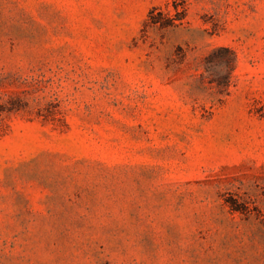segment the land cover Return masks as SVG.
<instances>
[{
	"label": "rangeland",
	"instance_id": "obj_1",
	"mask_svg": "<svg viewBox=\"0 0 264 264\" xmlns=\"http://www.w3.org/2000/svg\"><path fill=\"white\" fill-rule=\"evenodd\" d=\"M0 264H264V0H0Z\"/></svg>",
	"mask_w": 264,
	"mask_h": 264
},
{
	"label": "trees",
	"instance_id": "obj_2",
	"mask_svg": "<svg viewBox=\"0 0 264 264\" xmlns=\"http://www.w3.org/2000/svg\"><path fill=\"white\" fill-rule=\"evenodd\" d=\"M151 20H152L151 21L152 24H156L157 23V21L152 19V17H151ZM216 51L217 52L218 51L226 52V53L232 55V58L235 59L234 53L229 48H219ZM206 59H209V58H206ZM229 78H230V73L228 72L227 74L223 75L222 77H219V78L217 77V79L214 80V82L216 83V87H217V89L219 91H222L224 88L228 87Z\"/></svg>",
	"mask_w": 264,
	"mask_h": 264
}]
</instances>
